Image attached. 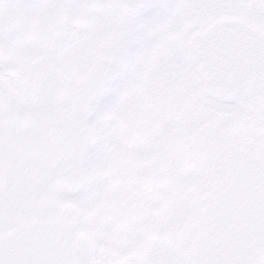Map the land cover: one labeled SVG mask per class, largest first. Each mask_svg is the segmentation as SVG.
I'll return each mask as SVG.
<instances>
[{"label": "snow or ice", "instance_id": "snow-or-ice-1", "mask_svg": "<svg viewBox=\"0 0 264 264\" xmlns=\"http://www.w3.org/2000/svg\"><path fill=\"white\" fill-rule=\"evenodd\" d=\"M61 107L13 175L7 131ZM0 264H264V0H0Z\"/></svg>", "mask_w": 264, "mask_h": 264}, {"label": "rangeland", "instance_id": "rangeland-1", "mask_svg": "<svg viewBox=\"0 0 264 264\" xmlns=\"http://www.w3.org/2000/svg\"><path fill=\"white\" fill-rule=\"evenodd\" d=\"M11 157V156H10ZM14 157V156H13Z\"/></svg>", "mask_w": 264, "mask_h": 264}]
</instances>
